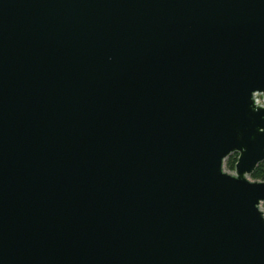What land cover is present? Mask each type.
Wrapping results in <instances>:
<instances>
[{
	"label": "water",
	"instance_id": "1",
	"mask_svg": "<svg viewBox=\"0 0 264 264\" xmlns=\"http://www.w3.org/2000/svg\"><path fill=\"white\" fill-rule=\"evenodd\" d=\"M261 163L264 0H0V264H264Z\"/></svg>",
	"mask_w": 264,
	"mask_h": 264
},
{
	"label": "trees",
	"instance_id": "2",
	"mask_svg": "<svg viewBox=\"0 0 264 264\" xmlns=\"http://www.w3.org/2000/svg\"><path fill=\"white\" fill-rule=\"evenodd\" d=\"M238 160V154L230 155L225 161V169L229 172H235L236 163ZM253 181L264 182V163H261L250 176Z\"/></svg>",
	"mask_w": 264,
	"mask_h": 264
},
{
	"label": "built area",
	"instance_id": "3",
	"mask_svg": "<svg viewBox=\"0 0 264 264\" xmlns=\"http://www.w3.org/2000/svg\"><path fill=\"white\" fill-rule=\"evenodd\" d=\"M257 105H263V101L260 95H255Z\"/></svg>",
	"mask_w": 264,
	"mask_h": 264
},
{
	"label": "rangeland",
	"instance_id": "4",
	"mask_svg": "<svg viewBox=\"0 0 264 264\" xmlns=\"http://www.w3.org/2000/svg\"><path fill=\"white\" fill-rule=\"evenodd\" d=\"M227 171V170H226ZM227 172H229V171H227ZM229 173H234V172H229ZM262 210L264 211V205H262Z\"/></svg>",
	"mask_w": 264,
	"mask_h": 264
}]
</instances>
